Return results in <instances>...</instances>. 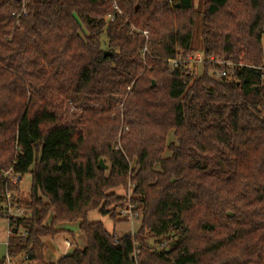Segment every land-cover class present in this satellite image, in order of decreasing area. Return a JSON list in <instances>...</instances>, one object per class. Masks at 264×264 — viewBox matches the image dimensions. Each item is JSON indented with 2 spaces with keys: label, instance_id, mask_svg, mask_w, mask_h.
Returning <instances> with one entry per match:
<instances>
[{
  "label": "trees",
  "instance_id": "16d2710c",
  "mask_svg": "<svg viewBox=\"0 0 264 264\" xmlns=\"http://www.w3.org/2000/svg\"><path fill=\"white\" fill-rule=\"evenodd\" d=\"M27 2L18 19L21 0H0V219L11 259L264 264V0ZM196 51L235 74L217 79L209 62L170 71L165 59ZM130 183L135 236L88 219L98 210L120 223L115 189ZM8 194L27 215L8 216ZM72 223L86 246L47 261L44 239L72 235L59 226Z\"/></svg>",
  "mask_w": 264,
  "mask_h": 264
},
{
  "label": "rangeland",
  "instance_id": "374dc122",
  "mask_svg": "<svg viewBox=\"0 0 264 264\" xmlns=\"http://www.w3.org/2000/svg\"><path fill=\"white\" fill-rule=\"evenodd\" d=\"M203 1L204 0H194L195 7H198ZM104 38L106 39V37ZM263 42H264V38H263ZM195 45H197L196 41H195ZM202 70L203 68L201 67L196 68V72L201 73ZM119 147H120V144H119ZM103 161L105 164L108 165V168H109V161L104 160V159ZM31 181L32 179H31L30 174H27L22 181V187L24 190V194H23L24 198H27L29 196ZM115 192L119 196L125 197L123 205H121L118 208L119 218L121 220L120 223L115 225L112 219L108 215H103L98 210L91 211L88 215V219L90 221H102L105 227L110 232H114L116 236H122L126 233H130L132 236H135L142 214H141V211L138 209L139 203L136 199L137 196L134 193V185L133 183H130L128 189H124L123 187H117L115 189ZM66 226L72 229L75 233L80 234L79 223L66 224ZM8 229H9L8 219L1 218L0 219V260L7 256V241H8V235H9ZM82 237L84 239L83 235ZM53 243L57 247V249H59L58 256L57 255L55 256V258H57L63 253V250L65 249L64 235L58 236L56 239H54ZM150 243L155 246H161V243H159L158 241L154 239H151ZM74 248L75 246H73L72 248H68L67 252L73 251Z\"/></svg>",
  "mask_w": 264,
  "mask_h": 264
},
{
  "label": "built area",
  "instance_id": "2783aa9c",
  "mask_svg": "<svg viewBox=\"0 0 264 264\" xmlns=\"http://www.w3.org/2000/svg\"><path fill=\"white\" fill-rule=\"evenodd\" d=\"M117 8V6H116ZM121 12V11H120ZM28 14V2L27 0H21V9L17 13L18 19H20L22 16H25ZM111 20L114 19V17H109ZM145 35H147V31H143ZM148 48L147 46L143 49V52H147ZM165 61L170 66V71H175L177 69L185 68L190 69L191 71H196V68H203L204 64L206 62H209L213 65H215V68L211 70L210 74L212 76H215L217 79H226L229 76H233L235 74L234 71V64L230 61H218L214 57L209 56L206 57L202 51H196L194 53L189 54H179L175 57H170L165 59ZM4 205L7 207L8 216H25L28 213H26L23 209L14 207L12 203L11 195H7V199L4 203ZM10 234V229H9ZM25 236V233L23 234ZM67 245L70 246L71 242L66 241ZM25 263L23 262H17L13 261L11 257L7 254L2 264H28V260L26 257H24Z\"/></svg>",
  "mask_w": 264,
  "mask_h": 264
},
{
  "label": "crops",
  "instance_id": "0c3cea01",
  "mask_svg": "<svg viewBox=\"0 0 264 264\" xmlns=\"http://www.w3.org/2000/svg\"><path fill=\"white\" fill-rule=\"evenodd\" d=\"M61 227L67 228L69 231H71L72 232V235L74 237H72V235L68 231H65V232H63V233H61V234L58 235V236L64 235L65 249L63 250V253L59 257H57V258H55V256L56 255L58 256L59 249H57V247L54 245L53 241L58 236L56 238H54V239L45 238L44 239L45 240V243H46L45 256H46V260L49 261V262H55L56 263L63 255H65L66 253H69V252H67V249L68 248H72L73 246H77V245L80 248H84L86 246V238H85V236L81 232H80V234L75 233L72 229L68 228L65 224L61 225ZM8 228H9V223H8ZM82 235L84 236V239H83ZM8 237H9V235H8ZM73 239H75V242L76 243L73 242ZM66 241L71 242V245L68 246L67 243H66Z\"/></svg>",
  "mask_w": 264,
  "mask_h": 264
},
{
  "label": "water",
  "instance_id": "95a60500",
  "mask_svg": "<svg viewBox=\"0 0 264 264\" xmlns=\"http://www.w3.org/2000/svg\"><path fill=\"white\" fill-rule=\"evenodd\" d=\"M107 54H108V51H105V55ZM100 166L105 169L108 168V165L104 163L103 159L100 160Z\"/></svg>",
  "mask_w": 264,
  "mask_h": 264
}]
</instances>
